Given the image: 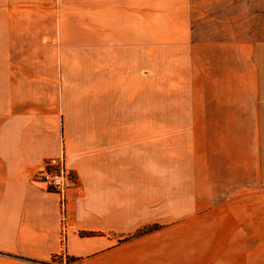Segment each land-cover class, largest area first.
I'll return each instance as SVG.
<instances>
[{"label":"crops","instance_id":"0c3cea01","mask_svg":"<svg viewBox=\"0 0 264 264\" xmlns=\"http://www.w3.org/2000/svg\"><path fill=\"white\" fill-rule=\"evenodd\" d=\"M157 34L143 0H0V264H264V205H175L189 173L160 166L159 130L176 127L159 120ZM184 47L231 61L249 43ZM221 78L197 95L234 115L215 127L258 129L249 77ZM61 153L79 185L65 227L30 181Z\"/></svg>","mask_w":264,"mask_h":264},{"label":"rangeland","instance_id":"374dc122","mask_svg":"<svg viewBox=\"0 0 264 264\" xmlns=\"http://www.w3.org/2000/svg\"><path fill=\"white\" fill-rule=\"evenodd\" d=\"M143 24L158 31L159 120L176 127L159 130L160 151L174 154L160 166L189 173L176 179L175 205H264V0H143ZM185 37L192 44L248 42L249 49L230 61L223 49H183ZM148 40L144 33V45ZM230 73L249 77L253 111L246 116L258 129L215 127L234 115L216 113L213 98L197 97L200 89L216 93Z\"/></svg>","mask_w":264,"mask_h":264},{"label":"built area","instance_id":"2783aa9c","mask_svg":"<svg viewBox=\"0 0 264 264\" xmlns=\"http://www.w3.org/2000/svg\"><path fill=\"white\" fill-rule=\"evenodd\" d=\"M30 181L39 189L57 196L63 227H65L68 199L70 193L76 190L79 185L72 169L66 164L64 153L47 157L32 174ZM62 241H64V233H62ZM58 257L64 262L68 260L62 252L53 257V261Z\"/></svg>","mask_w":264,"mask_h":264},{"label":"trees","instance_id":"16d2710c","mask_svg":"<svg viewBox=\"0 0 264 264\" xmlns=\"http://www.w3.org/2000/svg\"><path fill=\"white\" fill-rule=\"evenodd\" d=\"M152 228H155V226H152L150 229H152ZM150 229H148V230H150ZM148 230H146V231H148ZM146 231H143V229H141L140 231H138V234L146 232ZM69 260H73V259L69 258Z\"/></svg>","mask_w":264,"mask_h":264}]
</instances>
